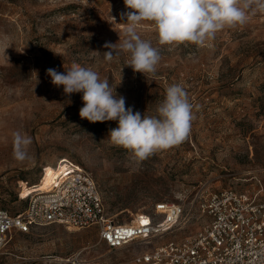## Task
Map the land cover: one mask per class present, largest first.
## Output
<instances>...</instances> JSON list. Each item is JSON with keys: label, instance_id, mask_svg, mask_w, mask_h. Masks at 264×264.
<instances>
[{"label": "rangeland", "instance_id": "rangeland-1", "mask_svg": "<svg viewBox=\"0 0 264 264\" xmlns=\"http://www.w3.org/2000/svg\"><path fill=\"white\" fill-rule=\"evenodd\" d=\"M127 11L123 0H0V209H23L47 184L50 170L68 161L93 177L115 221H133L167 201L184 204L181 224L114 249L99 241L93 226L51 224L13 233L0 264H134L136 253L200 228L206 219L195 209L198 192L264 189V12L202 47L160 46L151 23L142 22L137 33L162 56L156 74L143 76L126 66L128 53L104 59V45L125 38L121 14ZM72 63L117 85L126 107L142 115H156L165 89L182 85L194 105L189 138L135 162L110 142L116 121L81 119L82 94L66 96L63 86L51 83L47 69L64 72ZM16 131L32 139L24 162L13 157Z\"/></svg>", "mask_w": 264, "mask_h": 264}, {"label": "built area", "instance_id": "built-area-1", "mask_svg": "<svg viewBox=\"0 0 264 264\" xmlns=\"http://www.w3.org/2000/svg\"><path fill=\"white\" fill-rule=\"evenodd\" d=\"M42 191L32 192L18 212L0 209V251L15 232L51 224L67 229L93 226L108 248L151 240L181 224L185 206L156 202L150 214L130 222L106 215L98 186L83 168L64 161L50 170ZM21 187H24L21 184ZM195 209L205 221L193 234L136 253L134 264H264V189L201 191ZM114 264H122L116 262Z\"/></svg>", "mask_w": 264, "mask_h": 264}, {"label": "clouds", "instance_id": "clouds-1", "mask_svg": "<svg viewBox=\"0 0 264 264\" xmlns=\"http://www.w3.org/2000/svg\"><path fill=\"white\" fill-rule=\"evenodd\" d=\"M126 9L125 38L117 43H106L104 59L111 62L120 52L128 53L126 66L134 73L155 75L162 56L160 48L142 39L137 28L150 22L158 45L204 46L225 28L245 26L252 15L264 12V0H123ZM123 70V69H122ZM51 83L63 86L70 96L81 93V119L90 123L116 121L109 131L110 142L127 150L140 163L158 151L168 150L185 142L195 119L194 105L180 84L165 89L163 100L157 105L156 115H145L126 107V99L116 93L108 79L90 67L72 63L64 72L47 69ZM70 102V101H69ZM30 136L19 131L12 133L13 157L19 162L30 159Z\"/></svg>", "mask_w": 264, "mask_h": 264}, {"label": "bare ground", "instance_id": "bare-ground-1", "mask_svg": "<svg viewBox=\"0 0 264 264\" xmlns=\"http://www.w3.org/2000/svg\"><path fill=\"white\" fill-rule=\"evenodd\" d=\"M43 188H44V186H43V187H41L39 190H37V191H35V192L42 191V190H43Z\"/></svg>", "mask_w": 264, "mask_h": 264}]
</instances>
